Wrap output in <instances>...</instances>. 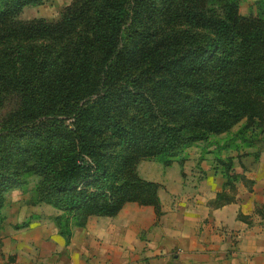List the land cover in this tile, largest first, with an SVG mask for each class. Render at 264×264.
Listing matches in <instances>:
<instances>
[{"label": "trees", "instance_id": "16d2710c", "mask_svg": "<svg viewBox=\"0 0 264 264\" xmlns=\"http://www.w3.org/2000/svg\"><path fill=\"white\" fill-rule=\"evenodd\" d=\"M46 1L0 0V220L2 194L37 174L68 244L128 202L161 214L141 160L183 163L239 123L222 147L264 148V0L249 15L238 0H73L55 21L18 18ZM219 162L214 207L238 178L231 157Z\"/></svg>", "mask_w": 264, "mask_h": 264}, {"label": "crops", "instance_id": "0c3cea01", "mask_svg": "<svg viewBox=\"0 0 264 264\" xmlns=\"http://www.w3.org/2000/svg\"><path fill=\"white\" fill-rule=\"evenodd\" d=\"M230 131L186 148L183 163L137 164L141 178L160 184L159 216L128 202L115 216L89 217L68 244L53 216L41 218L4 240L0 264H264V148L222 147ZM228 157L238 178L225 190L234 199L214 207L226 180L219 160Z\"/></svg>", "mask_w": 264, "mask_h": 264}, {"label": "rangeland", "instance_id": "374dc122", "mask_svg": "<svg viewBox=\"0 0 264 264\" xmlns=\"http://www.w3.org/2000/svg\"><path fill=\"white\" fill-rule=\"evenodd\" d=\"M72 1L48 0L41 5L27 6L23 8L18 18L25 21L41 18L55 21L60 18L61 13ZM238 4L239 11L243 15L256 13V0H238ZM9 108V104L0 106V119ZM240 125H235L228 134L234 133ZM211 140H214V137ZM39 180V175L28 174L24 177L22 185L11 188L2 194L1 212L3 219L0 220V246H2V243H6L4 240H12L20 229L29 227L30 223L35 220L45 217L50 219L52 216L61 213L60 209L38 199L35 188ZM52 209L54 215H52ZM24 222L29 223L28 226L22 227L21 225Z\"/></svg>", "mask_w": 264, "mask_h": 264}]
</instances>
